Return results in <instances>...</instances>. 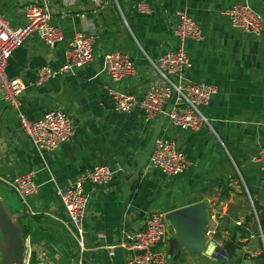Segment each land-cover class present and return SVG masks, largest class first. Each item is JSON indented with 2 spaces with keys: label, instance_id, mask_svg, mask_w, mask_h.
<instances>
[{
  "label": "crops",
  "instance_id": "1",
  "mask_svg": "<svg viewBox=\"0 0 264 264\" xmlns=\"http://www.w3.org/2000/svg\"><path fill=\"white\" fill-rule=\"evenodd\" d=\"M32 1L0 0V15L19 27L24 22L23 6ZM238 3L249 5L262 17L260 36L231 27L225 11ZM140 4L147 12L139 11ZM47 6L51 24L62 31L64 42L49 48L38 35H30L11 54L5 70L8 78L26 85L41 66L60 67L67 42L78 32L93 36L95 49L92 63L41 87H27L20 96V109L31 121L51 109L71 118L70 141L53 152L39 155L31 147L17 112L3 101L0 89V179L34 171L39 186L29 201L35 215L22 207L12 211L26 230L24 246L31 252V261L70 264L81 256L82 264H130V237L151 213L165 214L204 201L209 216L215 217L209 218L207 239L216 244L210 245V255L181 252L170 264L229 262L220 241L233 240L236 222L243 223L251 214L240 187L247 189L252 202L264 206V173L252 162L264 147V0H99L98 5L90 0H47ZM182 11L204 35L200 42L185 43L191 61L185 79L217 87L203 109L211 129L198 133L173 128L164 116L146 122L139 107L130 114L117 113L107 93L116 89L141 99L149 86L159 82L148 59L154 61L177 47L173 27ZM110 51L132 59L133 77L115 84L102 72V57ZM159 138H174L185 154L189 166L182 174L166 176L150 167ZM98 165L111 168L114 176L105 187L85 186L89 201L83 223L85 251L80 254L66 231L67 217L57 192L80 172ZM0 186L6 185L0 180ZM171 238L169 229L162 245L167 257L175 252ZM238 242L237 253L245 255L238 264H264L250 255L259 250L258 239Z\"/></svg>",
  "mask_w": 264,
  "mask_h": 264
},
{
  "label": "built area",
  "instance_id": "2",
  "mask_svg": "<svg viewBox=\"0 0 264 264\" xmlns=\"http://www.w3.org/2000/svg\"><path fill=\"white\" fill-rule=\"evenodd\" d=\"M98 5L99 0H90ZM141 13L148 8L138 5ZM23 24L12 27L0 15V89L3 101L17 112L18 122L23 134L28 138L31 147L42 155L55 151L60 145L70 141L73 135V122L62 110L51 109L41 119L31 121L20 109V96L27 87H41L60 76L74 74L77 70L90 64L94 60L95 38L78 32L67 42L64 52V62L58 68L41 66L35 72L34 78L26 85L18 79L8 78L6 66L14 50L19 48L26 38L32 34L38 37L49 48L64 42L62 31L51 24V12L47 0H33L22 8ZM231 27L240 32L258 37L263 30L262 17L247 4H235L225 11ZM173 35L177 39V47L160 55L149 64L154 69L159 82L147 88L141 99L133 94L116 89H108L107 93L113 101L114 111L120 114H130L135 107H139L146 122L164 116L168 123L178 130L198 133L204 128L211 129L203 109L207 107L217 92V87L204 82H192L185 79L186 72L191 67V61L185 50L188 40L200 42L204 35L199 24L186 12H178ZM102 72L111 82L118 84L136 73L132 59L120 51H110L102 57ZM173 100V102H172ZM252 162L259 166L264 173V147L260 148L252 157ZM151 168L166 176L182 174L189 162L179 148L174 138H159L155 141L149 158ZM34 171L23 173L12 180L0 179L18 197L21 204L30 215L32 211L29 201L38 194L39 186L34 180ZM114 176V171L105 165H98L91 170H84L77 178L57 192L67 217L66 231L74 238L78 252L85 251L84 218L89 201L85 193V186L105 187ZM250 202L251 214L254 217L256 230L247 239L259 240L260 248L253 252L252 258L264 260V231L260 228L253 202L245 188ZM210 219L215 218L213 214ZM241 222H236L240 226ZM169 225L164 214L151 213L141 229L130 237L129 250L132 255L130 264H167V256L163 253ZM209 234V232H208ZM227 238L220 241L226 244ZM210 243L216 244V241ZM81 256L70 264H82ZM23 264H50L45 260L31 261V252L24 248ZM225 264H235L226 262Z\"/></svg>",
  "mask_w": 264,
  "mask_h": 264
},
{
  "label": "water",
  "instance_id": "3",
  "mask_svg": "<svg viewBox=\"0 0 264 264\" xmlns=\"http://www.w3.org/2000/svg\"><path fill=\"white\" fill-rule=\"evenodd\" d=\"M173 102V100H172ZM19 215L0 200V252L2 264H23L24 228L18 223ZM164 218L172 230L171 243L174 254L167 257V264L175 260L181 252L190 256L210 255L207 224L208 205L204 201L196 202L166 212ZM225 255V253H223Z\"/></svg>",
  "mask_w": 264,
  "mask_h": 264
},
{
  "label": "trees",
  "instance_id": "4",
  "mask_svg": "<svg viewBox=\"0 0 264 264\" xmlns=\"http://www.w3.org/2000/svg\"><path fill=\"white\" fill-rule=\"evenodd\" d=\"M253 205L257 213L258 224L260 228L264 231V206H261L259 203L255 202L254 200H253ZM253 220L254 217L252 214H250V216H247L243 221V223L236 228L235 238L233 240L229 239V241L225 244V250L230 258V261L237 260L240 262L243 259H245V255L237 253V250L241 249V243L238 242V240L247 239L249 235L253 232V230H256V225ZM25 231L26 230H24V236H25ZM261 259L263 261V258Z\"/></svg>",
  "mask_w": 264,
  "mask_h": 264
},
{
  "label": "rangeland",
  "instance_id": "5",
  "mask_svg": "<svg viewBox=\"0 0 264 264\" xmlns=\"http://www.w3.org/2000/svg\"><path fill=\"white\" fill-rule=\"evenodd\" d=\"M240 190L243 191L242 196L244 197L243 200H244L245 208L247 211H249L251 208H250V202L247 199L248 197L246 196V192L243 187H240ZM0 197H1L0 199H2L1 201L5 205L9 206L13 212L17 210L19 207L25 209L24 205L21 204L18 197L6 186H0ZM163 253H165V250H163ZM232 261H233L232 263L235 262V264H238L237 260H232Z\"/></svg>",
  "mask_w": 264,
  "mask_h": 264
}]
</instances>
